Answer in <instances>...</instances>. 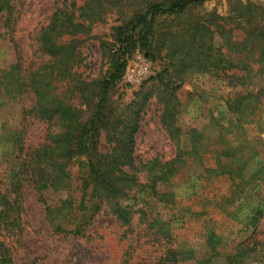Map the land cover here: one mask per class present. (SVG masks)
Instances as JSON below:
<instances>
[{
    "label": "rangeland",
    "instance_id": "obj_1",
    "mask_svg": "<svg viewBox=\"0 0 264 264\" xmlns=\"http://www.w3.org/2000/svg\"><path fill=\"white\" fill-rule=\"evenodd\" d=\"M86 1L8 0V10L0 16V192L8 195L10 200L17 198L23 223L20 233L16 229L14 235L5 236V243L11 247L14 256V264H161L165 260V244L158 236L160 228L149 226L146 218L149 221L168 222L172 247H179L182 251L177 264H264V217L256 230L239 225L229 217L227 199L232 193V183L226 175L219 176L225 170H217L216 162L211 157L202 166L189 167L184 174L163 184L169 197L162 201L150 195L143 196L136 203L120 200L123 205H133L136 210L145 212L142 220L136 214L128 225H122L108 210H102L94 218L86 236L80 239L53 235L45 220L42 200L53 205L63 194L49 191L40 197L27 182H23L21 187L16 185L22 156L20 147L22 154L37 149L57 129L34 115L35 99L28 92L24 79L21 87L19 83L15 84L9 97L3 95L2 90L6 85L1 79L10 73L11 82H20V77L28 76L46 64L49 57L40 52L37 42L40 30L48 25L56 9L70 10L73 9L70 8L72 5L79 14L77 9ZM137 1L114 0V6L108 9L101 22L90 26L87 35L63 39V42L76 39L80 43L75 44L77 59L69 67L70 77L58 84L57 92L60 99L84 111L85 116L88 112L80 105L73 83L75 80L96 82L105 76L108 64L102 57L100 44L112 42L113 29L128 17ZM260 5H264V0H209L173 20L170 29L192 25L196 20L210 30L225 24L234 29L232 35L239 36L236 39L239 41L243 32L236 28L232 20L225 22L226 19L234 18L237 11L253 14V6ZM214 37V46L220 47L221 39L217 33H214ZM18 62L21 70L19 67L11 68ZM168 63L164 50L159 55L157 53L154 59L139 48L133 50L126 58L121 80L111 94L113 105L120 108L134 101L139 92L140 98H147L134 137V168L137 169L140 183H146L148 176L147 169L141 168L142 165L152 160L170 161L177 153L175 139L169 138L162 123L163 102L167 96L163 95V88L154 79L168 67ZM186 72L184 69L173 74L170 80L175 84L172 85L173 89L168 90L174 98L173 103L177 105L174 123L181 130L180 147L189 146L190 129H196L203 135V142L209 145L211 151L216 147L219 134L234 140L236 145L246 144L245 154L252 160L243 169L244 179L248 182L242 199L245 202L237 205L234 211L240 215L247 212L249 208L246 205L255 200V194L264 210V106L259 121L257 117L245 120V117L253 115L252 110L257 106L256 100L247 98L246 94L261 92L264 105V80L257 78L256 86L232 87L223 75L217 78L209 73L195 72L180 84V78ZM241 110L244 113L237 119ZM233 111L238 115H234ZM17 141L20 142L15 144ZM108 150L104 133L101 132L98 151L106 153ZM203 169L214 172L205 175ZM65 170L71 196L77 198L76 187L81 178L88 174L84 157H73ZM238 183L234 182L235 185ZM203 194L206 200L202 199ZM211 228L224 239L214 252L206 243ZM240 246L246 248V254L236 253L235 249Z\"/></svg>",
    "mask_w": 264,
    "mask_h": 264
},
{
    "label": "trees",
    "instance_id": "obj_2",
    "mask_svg": "<svg viewBox=\"0 0 264 264\" xmlns=\"http://www.w3.org/2000/svg\"><path fill=\"white\" fill-rule=\"evenodd\" d=\"M207 1L209 0L137 1L138 4L133 6L128 17L113 29L112 42L100 44L102 57L108 64L105 76L96 82L75 80L73 83V90L82 102L80 105L88 112L87 116L84 111L60 99L57 92L58 84L70 77L69 67L77 59L75 44L80 43L76 39L64 42L63 39L87 35L90 26L101 22L108 9L114 6V0H87L77 9L79 14H76L72 5L70 8L73 9L70 10L56 9L48 25L40 30L37 37L40 52L49 57L47 63L28 76L20 77V82H11L10 73L2 77L1 82L6 85L2 90L4 97H9L16 83L21 87L24 79L28 92L35 99L34 115L57 129L37 149L22 154L23 149L20 147L22 156L16 180L18 187L23 182L30 184L40 197L42 193L49 191L64 195L53 205L46 204L41 198L45 220L53 235L84 238L94 218L102 210H108L122 225H128L136 214L142 220L146 216L145 212L136 210L133 205H123L120 200L136 203L143 196L150 195L162 201L169 197L163 184L184 174L189 167L202 166L210 157L216 162L217 170H225L219 176L226 175L232 183V193L227 199L230 206L229 217L239 225L257 229L264 217V210L261 209L262 205L256 194L255 200L246 205L249 208L247 212L240 215L234 211L237 205L245 202L242 199L248 182L244 179L243 169L252 160V157L245 154L246 144L236 145L234 140H228L225 135L219 134L216 147L211 151L209 145L203 142V135L196 129H190L189 146L181 148V130L174 123L177 105L173 103L174 98L168 90L173 89L175 82L171 83L170 78L178 70L187 71L180 78V84L195 72L209 73L217 78L223 75L232 87L256 86L257 78L264 80V5L253 6V14L237 11L234 18L226 19L225 22L232 20L237 25L236 28L243 32L239 41L236 40L239 36L232 35L234 29L225 24L210 30L204 23L196 20L192 25L170 29L173 20ZM7 10L8 0H0V16ZM214 33L221 39L220 47L214 46ZM137 48L152 59L164 50L165 57L169 60L168 67L154 79L163 88V95L167 96L163 102L162 123L169 138L175 139L177 145V153L170 161L152 160L141 166L147 169L146 183L139 182L137 169L134 168V137L147 98H140L139 92L134 101L121 108L114 106L111 98L112 91L125 70L126 58ZM18 67L21 70L19 62L11 68ZM260 94L261 92L246 94L247 98L256 100L257 106L252 110L253 115L245 117V120L255 117L260 120L264 106ZM243 113L241 110L237 119ZM101 132L109 147L106 153L98 151ZM75 156L84 157L88 169V174L81 178L76 187L77 198L71 196L72 190L65 170L67 163ZM183 166L184 170L181 171ZM202 172L208 175L214 171L203 169ZM235 181L239 183L235 185ZM242 185L244 187L240 188ZM16 199L10 200L8 195L0 192V264H14V256L10 251L11 247L5 243V236L14 235L16 229L18 233L22 230V209ZM202 199L206 200V196ZM145 222L151 227L160 228L158 236L165 244V260L161 264H177L182 251L179 247H172L168 222L149 221L147 218ZM223 242L221 234L212 228L208 230L206 243L212 252ZM245 249L240 246L235 251L237 254H246Z\"/></svg>",
    "mask_w": 264,
    "mask_h": 264
}]
</instances>
